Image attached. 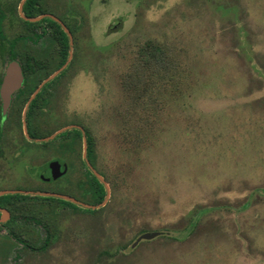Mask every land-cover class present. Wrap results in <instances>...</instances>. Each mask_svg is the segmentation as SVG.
<instances>
[{"label": "rangeland", "instance_id": "obj_1", "mask_svg": "<svg viewBox=\"0 0 264 264\" xmlns=\"http://www.w3.org/2000/svg\"><path fill=\"white\" fill-rule=\"evenodd\" d=\"M21 2L0 0L12 13L0 29L16 52L0 49V82L30 46ZM46 2L45 11L76 9L92 25L70 67L39 91L56 93L44 127L87 129L110 195L90 212L95 172L87 162L84 173L77 155L61 180L36 179L47 164L14 152L17 124L0 146V192L44 196L6 208L15 235L0 226V264H264V0ZM46 191L77 201H46Z\"/></svg>", "mask_w": 264, "mask_h": 264}, {"label": "flooded vegetation", "instance_id": "obj_2", "mask_svg": "<svg viewBox=\"0 0 264 264\" xmlns=\"http://www.w3.org/2000/svg\"><path fill=\"white\" fill-rule=\"evenodd\" d=\"M20 4L18 5L17 9H18V15L21 18L20 20H21L22 33H23L21 38H23L25 45H30V46L28 49L27 47L25 48V59L19 60L24 74V81L22 83L21 88L13 93L11 98V103L6 114L3 113V100L1 98V93H0V146L2 147L1 143L3 142V138H5L8 135H11V131L15 130L16 127L18 126L17 124H19V126L22 129V138H20L19 140L20 145L16 143L15 139L11 140L12 141L11 143L15 144L13 145V148L17 145V148H14V152H16L18 155H24V156H27L28 154V157L32 158L33 159L32 162L34 163L47 164L46 172H48V175L39 173L38 175L39 178H36L35 173L29 172V174H31L32 177L30 175L29 176L31 178H36L44 183H52L61 180L63 177H66L70 169L74 167V166L71 167V161H70L71 156H69L70 154L77 155L80 164H82L83 166L84 173H86L87 169L85 167V164L87 165L88 161L90 163H96L94 152L92 156L89 155L90 145L88 141L87 155L85 156V141L83 139L84 132L82 129L77 127L73 128V130L78 129L80 131V134L75 132L70 135H68V133L64 135L65 132H62L59 135H57L54 139L38 141V139L49 137L58 131L56 130L49 133L47 130H45L44 127V124L48 118L47 114H49V112L52 110V108L49 105H51L50 104L51 101L54 100L53 98L55 96L54 94H56L55 92H52L51 90L48 91L47 93L43 94L42 97L39 100H37V102L34 104V101L36 100L39 94L38 93L37 96L30 103L27 110L26 108L30 99L34 95L35 91L39 88V86L43 83L44 80H46L50 75H52L50 73L47 76H45L43 79H41L39 74L42 73L43 70H47L46 68L51 64L60 63L61 65L60 67L56 68L57 70H59L65 64H67L71 56L72 41L75 50H77L76 48L80 40L79 37L86 36L88 33L91 32L92 23L89 21V19L83 16L82 12L77 11L76 9H70L68 12L65 13L64 12L54 13V12L45 11V6L47 7L48 4V2L45 3V0H36V9L37 8L41 9V12L37 14H26L24 11V6H25L24 3L23 14L26 16L25 18L22 16L20 12ZM10 12L7 11L6 6L4 8L1 5L0 7L1 25H3L6 17L12 14ZM28 18H39V19L32 21L29 20ZM0 30L2 34H5L4 29H0ZM66 45H68L69 47L67 54H65ZM74 57H75V53H73L72 59L70 60L67 68L64 71H62L59 75H57L54 79L60 77L70 67L71 62H73L75 59ZM14 59L15 58H13V60ZM4 76L0 82V89L4 80ZM46 108H48V111L46 110ZM25 111L27 113V116H29L27 119L28 133L25 130L24 118H23ZM45 111L47 112L45 113ZM20 116L22 121L21 123H17L16 120L17 118L19 120ZM82 127L85 128L84 126ZM84 130H86L85 132L88 136L87 129ZM61 137H63V139H61ZM11 143L10 145H12ZM59 153H62L64 156H61ZM55 161L59 162L61 165V168L59 170L58 169L54 170L53 167H51V164ZM55 168L57 167L55 166ZM75 169L80 170L79 165L75 164ZM60 171L63 174L58 178L54 179L53 174L54 173L58 174ZM37 192L38 191H35V193ZM35 193L29 191V193L19 192L18 194L20 195L16 193H12V194L9 193L12 196H6V197H3L6 194L0 195L1 197L0 226L1 225L6 226L4 229L8 236L12 234L15 235L10 225H8L9 223L11 224L12 222H15V218L13 216H10L9 211H7L6 208H8V206L19 207V204L23 206V204L26 203L36 204L35 200L34 199L31 200V198L29 197L30 196L39 197L44 195L35 194ZM46 193H50V192L46 191ZM46 196L45 199H48L46 201H53V199L50 198L54 196H48V195ZM34 221L44 226L45 229H47V232H50L49 229L50 225L43 223V220L40 217H35ZM15 238L25 244V241L19 236H15ZM50 242H51V237L50 235H48L47 238L43 241L42 247L45 248L48 244H50ZM8 250L9 247L8 248L4 247L5 257L7 256L6 254L8 253Z\"/></svg>", "mask_w": 264, "mask_h": 264}, {"label": "water", "instance_id": "obj_3", "mask_svg": "<svg viewBox=\"0 0 264 264\" xmlns=\"http://www.w3.org/2000/svg\"><path fill=\"white\" fill-rule=\"evenodd\" d=\"M25 2H26V0H22V2L20 4V12H21L22 16L26 18V16L23 14V6H24ZM28 19L32 20V21H35V20H38L39 18H28ZM71 46H72V48H71V56H70L69 62L72 59V55H73V52H74L73 41L71 43ZM69 62L67 64H65L62 68H60L59 70L54 72L52 75H50L46 80L43 81V83L39 86V88L35 91L34 95L30 99L26 110L28 109V107H29L30 103L32 102V100L37 96V94L39 93L41 88L47 82H49L50 80L54 79L57 75H59L62 71H64L67 68ZM23 81H24V74H23V70H22V67H21L20 63L18 61H16V60H12L9 63L8 67H7V70H6V73H5V76H4V80H3V83H2V86H1V89H0L1 98L3 100V113L4 114L7 113V110L9 108V106H10V103H11V98H12L13 93L21 88ZM24 114H25L24 115V118H25L24 125H25V130L27 132V123H26L27 113H26V111H25ZM75 127L82 129L83 132H84L83 135H84V141H85V156H86L87 155L88 138H87V134H86V132H85V130H84V128L82 126L72 125V126L64 127L62 129L58 130L55 134H53V135H51L49 137L43 138V139H38V141L54 139L60 133L65 132L68 129H73ZM55 166L57 168H55ZM89 166L93 169V171L98 176V178L105 184L106 189H107V196H106L105 201H103L101 204H99L97 206H91V205L88 206L89 208L95 209V208H99L100 206H105L106 205V203L109 200L110 190L108 188V185H107L106 181L104 180V177L99 175L94 170V168H93V166L91 165L90 162H89ZM51 167H53L54 170L55 169L59 170L61 168V165H60L59 162L55 161V162H53L51 164ZM62 174L63 173L61 171L58 174L54 173L53 174V178L56 179L59 176H61ZM18 192L29 193V191H15V192L6 191V192H0V195L8 194V193H18ZM32 193H34V192H32ZM35 194H37V193H35ZM45 194H47L48 196L49 195H54V196L56 195V196H60V197L65 198V199H69V200H72V201H77L74 198H72L70 196H67V195H60V194L58 195V194H55V193H45ZM40 195H42V194H40ZM155 235H156V233H147V234L144 235V238H151V237H154Z\"/></svg>", "mask_w": 264, "mask_h": 264}, {"label": "trees", "instance_id": "obj_4", "mask_svg": "<svg viewBox=\"0 0 264 264\" xmlns=\"http://www.w3.org/2000/svg\"><path fill=\"white\" fill-rule=\"evenodd\" d=\"M24 11L26 14H37L41 12V9L37 8L36 9V0H26L25 2V6H24ZM0 40H1V44H0V49L1 52H5L7 49H9V53L12 55V57L16 55V52L13 51L14 49V45L15 42H10V46L7 47L6 42H5V35L2 34L1 30H0ZM68 45H66V51L65 54H67L68 52ZM147 48H149L148 52H153V58L154 60H156L157 62H165V58H166V51L165 49L156 43H149V46H147ZM146 48L142 49V53L144 52ZM65 60V59H64ZM46 87V86H45ZM43 94H38L36 100L34 101V104L37 102V100H39L42 97ZM75 132L80 134V131L77 129H74ZM92 139V138H91ZM89 155L92 156L93 152H94V145L92 144L91 140H89ZM91 184V189H92V196L94 199V204L95 205H99L101 204L106 195H107V189L104 183H101L100 179L98 178L97 175H95L94 173L92 174V182H90ZM19 193V192H18ZM16 193V194H18ZM12 194V193H11ZM11 194H6L3 197L6 196H12ZM20 195V194H18ZM16 196V195H14ZM1 198V197H0ZM56 198V197H55ZM66 203H69V201H64ZM94 209L91 208V211H93Z\"/></svg>", "mask_w": 264, "mask_h": 264}]
</instances>
